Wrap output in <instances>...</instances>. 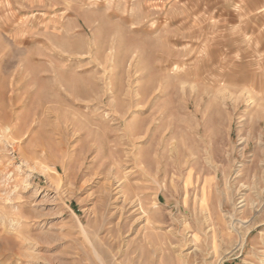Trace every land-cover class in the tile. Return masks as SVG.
<instances>
[{"label": "rangeland", "instance_id": "obj_1", "mask_svg": "<svg viewBox=\"0 0 264 264\" xmlns=\"http://www.w3.org/2000/svg\"><path fill=\"white\" fill-rule=\"evenodd\" d=\"M0 264H264V0H0Z\"/></svg>", "mask_w": 264, "mask_h": 264}]
</instances>
